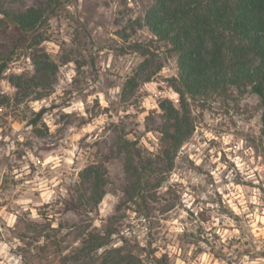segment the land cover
Instances as JSON below:
<instances>
[{
	"label": "rangeland",
	"instance_id": "rangeland-1",
	"mask_svg": "<svg viewBox=\"0 0 264 264\" xmlns=\"http://www.w3.org/2000/svg\"><path fill=\"white\" fill-rule=\"evenodd\" d=\"M45 1L0 0V8ZM60 2L38 26V48L54 71L42 84L16 89L9 74L34 75L33 50L21 49L0 75V264H64L81 231L98 229L113 214L144 264H264L260 98L233 90L189 100L193 130L171 168L158 165L150 180L159 185L145 200H126L116 142L120 135L134 140L156 159L158 103H178L171 87L176 58L143 23L151 0ZM3 39L0 27V50L7 51ZM133 42L146 43L153 55L138 74L143 56ZM90 163L104 164L108 183L97 207L82 211L78 174ZM110 238L108 246L120 243L121 236Z\"/></svg>",
	"mask_w": 264,
	"mask_h": 264
},
{
	"label": "trees",
	"instance_id": "trees-1",
	"mask_svg": "<svg viewBox=\"0 0 264 264\" xmlns=\"http://www.w3.org/2000/svg\"><path fill=\"white\" fill-rule=\"evenodd\" d=\"M60 1L46 0L23 10L0 8L1 45L9 46L7 51L0 50V75L14 51L33 50L34 75L11 73L7 77L16 89L42 84L47 73L54 71V62L38 48L44 39L38 26L45 16L55 13ZM143 23L154 39L165 43L175 55L178 73L171 87L178 94V103L166 99L158 103L162 122L156 159L144 156L134 140L119 136L116 148L123 155L126 182L122 191L126 200H145L148 191L159 185V181L152 184L150 180L160 170L158 165L171 168L175 151L193 130L189 100L200 95H227L233 90L240 94L250 91L264 105V0H151ZM131 48L143 56L138 74L149 67L153 55L146 43L133 42ZM151 73L142 79L149 80ZM78 175L77 207L91 211L105 193L106 169L103 163H90ZM119 219L113 214L98 229L81 231L79 245L62 257L63 263L144 264L139 252L128 244L126 234L120 233ZM115 234L121 236L120 243L108 246Z\"/></svg>",
	"mask_w": 264,
	"mask_h": 264
}]
</instances>
